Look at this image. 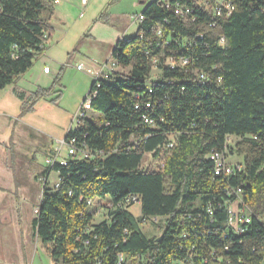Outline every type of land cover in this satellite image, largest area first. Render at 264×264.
<instances>
[{
    "label": "trees",
    "instance_id": "obj_1",
    "mask_svg": "<svg viewBox=\"0 0 264 264\" xmlns=\"http://www.w3.org/2000/svg\"><path fill=\"white\" fill-rule=\"evenodd\" d=\"M233 3L231 15L209 27L210 15L198 13L195 22H186L160 0H151L140 12L144 19L136 33L112 48L110 56L128 72H115L98 86L93 80L89 112L97 115L96 122L87 114L80 127L65 134L92 157L46 166L40 173L45 181L51 171L58 174L54 188L43 185L31 222L53 264H172L189 253L192 264H264V0ZM53 13L50 0H0V91L45 52ZM157 29L192 41L193 65L164 67V57L177 56L180 49L173 43L157 47L163 41ZM155 57L159 65L151 76ZM195 69L210 81H197ZM59 81L60 74L49 88L16 92L19 117L55 94ZM145 100L150 108L135 109ZM143 114L155 120L154 127L142 123ZM167 142L173 147L163 167H143V156L156 159ZM224 147L230 157L241 158L243 170L229 184L241 187L252 213L238 235L225 231L226 213L218 206L226 198L209 159ZM133 198L140 205L138 216L130 211ZM105 199L108 217L94 224L90 205ZM148 220L163 221L159 236L143 233L141 224Z\"/></svg>",
    "mask_w": 264,
    "mask_h": 264
},
{
    "label": "rangeland",
    "instance_id": "obj_2",
    "mask_svg": "<svg viewBox=\"0 0 264 264\" xmlns=\"http://www.w3.org/2000/svg\"><path fill=\"white\" fill-rule=\"evenodd\" d=\"M59 1L63 6L59 14L54 15L50 21L54 34L46 42L49 56L46 57L48 58L46 62L51 73L48 76L43 74L41 58L45 54H42L35 57L34 66L24 79L20 78V85L29 92L35 91L38 87L49 88L53 82L52 78L60 74V81L55 88H59L61 93L56 103H50L48 98L42 100L34 112L26 117L28 122L25 121L40 127L53 138L54 144L66 133L65 126L68 125L69 128L72 116L89 91L93 77L87 70L88 64L100 69L104 61L111 58L109 52L117 41L128 39L136 33L138 22L135 17L151 0H88L83 8L80 0H53L55 4ZM105 9L112 16L106 11L102 18H99ZM81 11L83 15L79 16ZM50 57L61 62L60 72L52 65ZM118 68L114 76L126 74L129 70ZM153 74H157V69L152 68L151 76ZM8 86L0 91V99L8 101V111L16 110V113L17 100L8 92ZM88 117L96 122V114L89 112ZM13 140L12 160L9 158L8 147L0 152V164L4 165L0 166V216L1 210L10 211V222L6 225L7 257L15 258L20 250V255L16 258L19 264H48L52 260L46 247L39 240H35L31 222L36 217L45 182L49 188H54L58 183V174L55 171L49 173L47 181L40 177V173L46 167L45 156L51 151V147L45 136L26 127L18 126ZM233 141L231 139L230 143ZM66 150V146H63L61 154L65 155ZM229 160L240 161L241 158L236 155ZM142 166L155 169V159L145 154ZM110 208L108 200H94L90 205L93 223L106 219ZM130 211L135 216L140 215L139 203L135 202ZM163 226L162 220L158 223H155V220L153 222L148 220L141 224V229L151 238L159 236ZM8 259L3 261L4 264H15Z\"/></svg>",
    "mask_w": 264,
    "mask_h": 264
},
{
    "label": "built area",
    "instance_id": "obj_3",
    "mask_svg": "<svg viewBox=\"0 0 264 264\" xmlns=\"http://www.w3.org/2000/svg\"><path fill=\"white\" fill-rule=\"evenodd\" d=\"M53 2V0H50ZM88 0H81V6L84 7ZM163 6L171 10L179 19L186 22H195L198 18V13H204L205 15H210L213 19L209 22V27H214L216 24V19L222 17H228L234 11L233 0H160ZM83 15V11L80 12L79 16ZM144 17L138 14L135 20L139 23L143 21ZM156 35L159 39L156 45L161 46L162 43L170 45L175 44L179 50L177 56L169 54L164 57L163 66L169 69H184L188 66L193 65L195 58L190 52L192 48V41L185 37L179 35H174L172 33H167L165 36L161 29H157ZM196 39H202L201 35H197ZM223 43V38L219 39V44ZM153 68L157 69L159 65L158 58H152ZM80 66H77L79 68ZM119 64L112 57L103 63L102 67L94 75L93 80L96 85H99V80L107 78L109 75L118 71ZM44 72L49 71V67L45 66L43 68ZM194 75L200 83H207L210 81L209 75L201 70H193ZM215 82L220 83L221 78H215ZM150 92V90H149ZM95 95V92H87V95L83 98L82 103L75 111L71 118V125L68 130H74L82 124L83 118L87 117L88 112L91 110V99ZM140 105L145 108H150L151 103L148 100L141 101L135 105V109H139ZM141 121L143 124L154 127L155 120L151 117L143 114L141 115ZM136 146L137 143L133 142ZM66 146V154H61V149ZM173 147L172 142H167L164 149L160 152L158 157L155 159V171H159L160 167H163L164 159L168 151ZM97 155H102L101 150L96 151ZM92 153L86 149H82L78 146V141L75 137L64 138L61 141V147L49 152L44 159L46 166H54L58 164L64 166L67 164L69 159L73 158H83L89 159L92 157ZM230 155L227 152V147L222 150L212 151L209 154V159L213 162V174L214 177L221 178L218 182V189L222 192V195L226 198L223 200V204L218 206L220 209H224L226 213V219L224 221L225 231H233L234 234L238 235L246 230V226L250 224L252 219V213L250 209L242 201V189L240 186H232L229 184V178L239 174L243 170V166L238 161H230ZM134 202L136 198L132 199ZM90 203V202H89ZM208 215L211 217L214 213V209L211 206L207 209ZM156 220V219H155ZM227 250V247L224 248ZM183 260L176 261L172 264H192L191 254L189 253ZM123 261V256H119V262ZM53 264V263H51Z\"/></svg>",
    "mask_w": 264,
    "mask_h": 264
},
{
    "label": "crops",
    "instance_id": "obj_4",
    "mask_svg": "<svg viewBox=\"0 0 264 264\" xmlns=\"http://www.w3.org/2000/svg\"><path fill=\"white\" fill-rule=\"evenodd\" d=\"M52 3H53V7H54V13H53L52 17L47 22L48 25L52 28V33H51V35L49 36L48 39H50L52 37V35L54 34V28L51 26L50 21H51V19L53 18L54 15H58L59 14V10L63 6L61 1H59L58 4H55L54 2H52ZM80 4H81V0H80ZM106 8H108V7H106ZM106 11H107V9H105V12L102 13V15H104L106 13ZM109 15L112 16V14H110V13H109ZM113 16H114V14H113ZM125 34H126V32H125ZM48 39H47V41H48ZM45 47H46V43H45ZM109 53L111 55V51ZM43 54H45V56L41 58L42 62H43L42 69L45 66H48V64L46 62L48 60V58H46V57H49L46 50H45V52ZM38 56H40V55H38ZM49 60H52V65L55 66L58 69V71L60 72V70L62 69V65H60L61 62H58L57 60H53L51 57L49 58ZM107 60H105L104 62H106ZM34 62H35V59L33 60L31 68L26 73L18 76L15 79L14 83H12L11 85L8 86V88H9L8 92L10 93L11 96H13L17 100L15 109H17V106H18V112L15 113L16 110L8 111L9 102L8 101H4V99H0V150H2L0 152H3L5 147H8L10 160H12L14 158V153H13L14 140H13V138H14V134H15L16 128L18 126L19 127H26L27 129H31V130H33V131L45 136L47 138V140L49 141V146L51 147V151L50 152H52L55 149L61 147V141L65 138V134H66L65 133L62 138L57 139L55 144H54V143H52L53 138L50 137L47 133L43 132V130L40 127L25 122V121L28 122V119L26 117L30 116L34 112L35 107L38 104H40V102L42 100L38 101L35 104L34 110L32 112L26 113L23 116L19 117V109H20L21 101L16 97L15 93L16 92H24L25 94H29V93L35 92L38 88H40V87H38L35 91L26 92V90H24V88L20 85V82H21L20 78L24 79V76H26L28 74V72L33 68ZM77 66H79V65L77 64ZM88 67L89 68L87 70L89 71L91 76L94 77V75L97 73L99 68L94 67L92 64H88ZM50 73H51L50 67H49V71L48 72H44L43 71L44 76H48ZM57 75L58 74H56V76ZM56 76H54L52 78V80H54V78ZM58 93H61L59 91V88H55V94H53L48 99L54 98ZM67 126L68 125L65 126L66 128H65L64 131H66L68 129ZM0 166H4V165L0 164ZM9 214H10L9 210H1V216H0V264H4L3 261L5 259H8V257H7V253L8 252H7V248L5 247V244L7 245V242H5V241H7V239H8V237L6 235V233H8L6 225L9 224V222H10V220H9V216L10 215ZM34 238H35V240L38 241V239L35 236H34ZM46 251H47V249H46ZM14 253H16V251ZM19 255H20V250H19V252L16 253L15 258L8 259V261H13L15 264H19V261L16 259ZM51 263H53V262L50 261V263H48V264H51Z\"/></svg>",
    "mask_w": 264,
    "mask_h": 264
},
{
    "label": "water",
    "instance_id": "obj_5",
    "mask_svg": "<svg viewBox=\"0 0 264 264\" xmlns=\"http://www.w3.org/2000/svg\"><path fill=\"white\" fill-rule=\"evenodd\" d=\"M160 237L157 238V240H159Z\"/></svg>",
    "mask_w": 264,
    "mask_h": 264
}]
</instances>
